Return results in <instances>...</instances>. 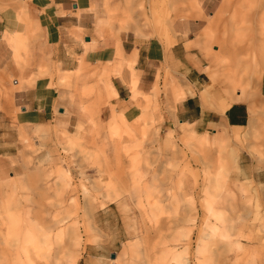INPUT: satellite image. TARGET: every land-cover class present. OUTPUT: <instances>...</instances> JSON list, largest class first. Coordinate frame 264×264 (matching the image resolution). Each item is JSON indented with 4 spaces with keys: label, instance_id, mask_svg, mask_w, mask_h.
<instances>
[{
    "label": "rangeland",
    "instance_id": "obj_1",
    "mask_svg": "<svg viewBox=\"0 0 264 264\" xmlns=\"http://www.w3.org/2000/svg\"><path fill=\"white\" fill-rule=\"evenodd\" d=\"M55 1L64 66L32 10ZM263 13L264 0H0V264H264ZM182 40L200 41V83L172 58ZM123 42L171 54L149 91ZM37 81L43 124L25 97ZM203 90L219 114L245 103L246 126L165 122Z\"/></svg>",
    "mask_w": 264,
    "mask_h": 264
},
{
    "label": "crops",
    "instance_id": "obj_2",
    "mask_svg": "<svg viewBox=\"0 0 264 264\" xmlns=\"http://www.w3.org/2000/svg\"><path fill=\"white\" fill-rule=\"evenodd\" d=\"M50 6V5H49ZM59 6H61L59 8ZM209 7V6H208ZM43 9V7H41ZM35 10V16L39 20L41 27L45 29V34L47 36V44L49 46L57 45V59L61 63L62 66L66 64V50L64 49V44H61L62 36L60 34V29L63 28L62 26L63 19H65L64 16L59 15V11H65V3H58L55 1V4L47 8V16H43L38 9H32ZM211 18H214L212 16ZM3 19L0 17V43L1 38L3 35V32L5 31V27H3ZM190 24V23H188ZM210 24V22H209ZM196 26V25H194ZM198 26V25H197ZM197 26L194 27V29H197ZM90 41L91 38H90ZM189 41H193L189 39ZM47 45V46H48ZM126 42H123V48L126 52L125 48ZM185 42L182 40L178 42L170 52L172 53V58L178 62H180L182 65H184L187 68L186 71V77L189 82L192 83H200L199 80L202 78L205 73L203 71H200V69L204 68V54L201 53L198 50H192L195 46H201L200 41L194 43V45L189 49L190 51H187L184 47ZM61 47V51H60ZM1 49V44H0ZM137 53L134 54V48H131L129 52L127 53V56L129 59L134 57L136 60L134 66L136 72H140L139 74V85L138 89L146 92L151 89V86L153 82H157L158 76L163 75V68L166 66L167 59L171 57V54H167L164 52L163 47L161 44L153 42L146 45H142L139 48L136 47ZM93 54V53H91ZM113 54L110 49L106 50L105 54L103 53V56L107 57V55ZM90 55V54H89ZM94 57H97V52L93 54ZM61 58V59H60ZM209 61V58H207ZM166 60V62H165ZM212 62V61H211ZM165 64V65H164ZM213 67V63L211 65ZM71 70V69H68ZM84 70V65H81L76 72H82ZM195 76V77H193ZM196 78V79H194ZM129 79V78H128ZM259 80V79H258ZM235 82V81H234ZM234 82L229 81V85H233ZM259 82L256 80V83ZM191 83V84H192ZM143 89H140V88ZM228 87V86H227ZM115 88L118 92L116 95H118V104H117V111L121 112L124 116H127L131 114L134 110V104L131 102L130 98L131 95H129V89L123 82H117L115 85ZM204 91V90H203ZM31 93L35 98L31 100V102L27 101L32 106V113L34 122L36 124H43L44 122H47L48 119H45L42 121L43 115H46V103L44 102H38V98L41 96L39 95L40 92L42 95L45 92V87L42 85L41 81H37L35 87L31 88L30 90L25 92V97L28 96V93ZM202 92V91H201ZM202 92L200 95H198L196 92L192 96L186 97L184 100L176 103V105L172 104V108H175V111L172 113H166L164 115V120L166 121H172L175 123V121L182 123V124H189L191 125L196 132H210L211 130H214L215 128H222V127H234V128H240L246 126L247 122L250 120L248 106L243 102L235 103L232 107L230 106L224 114H219V107L218 112L213 110H208L203 107V104L206 105L205 100L207 96H212L209 91ZM260 93L264 95V77L262 79V83L260 86ZM28 100V99H27ZM203 103V104H202ZM36 105V107H34ZM41 105L43 108H38V106ZM174 106V107H173ZM28 123V122H27Z\"/></svg>",
    "mask_w": 264,
    "mask_h": 264
},
{
    "label": "bare ground",
    "instance_id": "obj_3",
    "mask_svg": "<svg viewBox=\"0 0 264 264\" xmlns=\"http://www.w3.org/2000/svg\"><path fill=\"white\" fill-rule=\"evenodd\" d=\"M260 8V7H259ZM260 13V12H259ZM263 16H264V13H263ZM259 20H260V24H262V25H264V22H262L263 21V18H262V16H260L259 17ZM263 27V26H262ZM262 30V29H261ZM263 31H264V29H263ZM89 42V41H88ZM262 49H264V45H262ZM263 58V57H262ZM264 59V58H263ZM255 63H257V61H255ZM261 67V66H260ZM259 67V68H260ZM257 70H258V67L256 68ZM262 68H260V70H258V71H262L261 70ZM231 79H232V81H235L236 79H237V77L235 78V77H231ZM64 111V110H63ZM234 208L236 209V212H237V208L234 206ZM241 209H244V207L242 206L241 207ZM243 214L245 215V214H247V212H246V210H243ZM228 219H231L230 217H227L225 214H220V217H219V221H220V223L221 224H224V221H226V220H228ZM242 219H244V218H242ZM226 224V223H225ZM260 227V229H264V221H263V223L259 226ZM30 229V228H29ZM260 231V230H259ZM209 235V237H211L212 236V233L211 234H208ZM208 235H206L207 237H208ZM201 248L199 247L198 248V253L200 254L201 253Z\"/></svg>",
    "mask_w": 264,
    "mask_h": 264
},
{
    "label": "water",
    "instance_id": "obj_4",
    "mask_svg": "<svg viewBox=\"0 0 264 264\" xmlns=\"http://www.w3.org/2000/svg\"><path fill=\"white\" fill-rule=\"evenodd\" d=\"M86 41H90V38H86ZM61 112H63V110H61Z\"/></svg>",
    "mask_w": 264,
    "mask_h": 264
}]
</instances>
